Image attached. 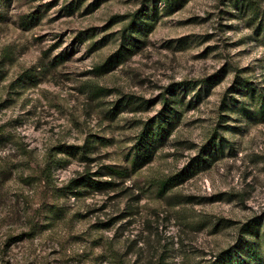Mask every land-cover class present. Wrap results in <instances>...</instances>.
Here are the masks:
<instances>
[{"label": "rangeland", "instance_id": "374dc122", "mask_svg": "<svg viewBox=\"0 0 264 264\" xmlns=\"http://www.w3.org/2000/svg\"><path fill=\"white\" fill-rule=\"evenodd\" d=\"M0 264H264V0H0Z\"/></svg>", "mask_w": 264, "mask_h": 264}, {"label": "trees", "instance_id": "16d2710c", "mask_svg": "<svg viewBox=\"0 0 264 264\" xmlns=\"http://www.w3.org/2000/svg\"><path fill=\"white\" fill-rule=\"evenodd\" d=\"M133 23L134 22H132V24L130 23L125 29H124V36L126 35V33H131L132 32V27H133ZM128 31V32H127ZM117 54H120L119 56H121V55H123L124 54V52H123V50H120ZM116 54V55H117ZM112 56L110 59H108L105 63H103V64H101L99 67H98V69H104L103 67H107V66H109L110 64H112L113 62H119V60L118 59H116V57L117 56ZM114 64V63H113ZM160 127V129H164L162 126H159ZM149 133V132H148ZM179 176V175H178ZM176 180V178L174 177V178H170V179H166V180H164L163 182H162V184H161V190L162 191H166L167 189H168V187L170 186V185H172L173 184V182ZM98 183V182H97ZM254 249V248H253Z\"/></svg>", "mask_w": 264, "mask_h": 264}]
</instances>
